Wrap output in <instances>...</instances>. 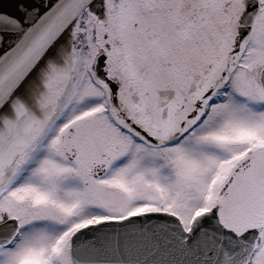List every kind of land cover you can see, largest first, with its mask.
I'll list each match as a JSON object with an SVG mask.
<instances>
[{"label":"snow or ice","instance_id":"snow-or-ice-1","mask_svg":"<svg viewBox=\"0 0 264 264\" xmlns=\"http://www.w3.org/2000/svg\"><path fill=\"white\" fill-rule=\"evenodd\" d=\"M0 264H264V0H0Z\"/></svg>","mask_w":264,"mask_h":264}]
</instances>
